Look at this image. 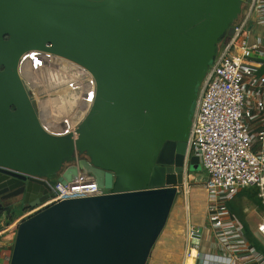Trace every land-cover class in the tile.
<instances>
[{
	"label": "water",
	"instance_id": "95a60500",
	"mask_svg": "<svg viewBox=\"0 0 264 264\" xmlns=\"http://www.w3.org/2000/svg\"><path fill=\"white\" fill-rule=\"evenodd\" d=\"M243 2L0 0V219L41 205L54 176H90L107 190L21 220L9 264H148L186 170H202L197 155L185 161L191 125ZM30 53L93 77L73 130L42 123L47 73L27 81Z\"/></svg>",
	"mask_w": 264,
	"mask_h": 264
},
{
	"label": "built area",
	"instance_id": "2783aa9c",
	"mask_svg": "<svg viewBox=\"0 0 264 264\" xmlns=\"http://www.w3.org/2000/svg\"><path fill=\"white\" fill-rule=\"evenodd\" d=\"M242 7L244 12L232 25L233 34L220 43L203 81L191 125L185 161L188 164L190 157L197 155L204 171L200 181L206 194L210 243H206L204 228L192 224L187 215L182 264L189 260L192 264H264V251L249 240L230 209L244 188H257L264 203V73H259L264 66V38L255 37L253 31L255 25L264 26V0H244ZM76 68L93 80L94 97L93 77ZM41 98L36 100L38 108ZM254 111L261 115L259 132H254L248 121ZM41 120L45 125L46 118L41 115ZM187 177L198 179L186 170ZM186 179L181 188H188ZM51 186L52 193L34 212L61 200L107 192L95 178L84 175ZM258 230L264 235V217ZM194 238L199 243H194Z\"/></svg>",
	"mask_w": 264,
	"mask_h": 264
},
{
	"label": "rangeland",
	"instance_id": "374dc122",
	"mask_svg": "<svg viewBox=\"0 0 264 264\" xmlns=\"http://www.w3.org/2000/svg\"><path fill=\"white\" fill-rule=\"evenodd\" d=\"M253 31L255 37L264 38V27L260 26L256 31ZM229 33L230 35L233 34V28L230 29ZM40 56L38 53L28 54L26 56L28 65H24L23 68V74L27 81L39 76L41 69L42 71L46 70L47 91L46 96L41 98L40 113L46 120L50 118V120H47V125L57 131L73 129L75 123L80 122L89 109L93 97L94 82L92 79L87 80V74L75 66L65 67L70 64L63 62V60L49 55L41 60ZM60 61L63 66L58 65ZM47 94H49L48 97ZM58 119L61 120V123ZM201 172L202 170L192 172V175L194 174L198 179L187 177L189 191L187 187L186 189H180L181 191L175 200L167 223L152 248L150 254L151 264L154 263V259H158L159 254L161 255L159 260L162 264H177L176 261L180 260V256L184 252L183 240L188 224L187 215L190 216L192 224L204 228L206 243H210V233L207 229L205 216L206 194L200 181ZM233 201L230 203L232 204L230 209L232 213L238 216L244 225V229L247 228L257 232L258 222L261 221L264 211L262 212L259 209L244 211V204H247V202L244 203L241 200L243 204L238 203L235 206ZM252 205L254 206V204ZM257 236L264 242V235L259 232Z\"/></svg>",
	"mask_w": 264,
	"mask_h": 264
},
{
	"label": "crops",
	"instance_id": "0c3cea01",
	"mask_svg": "<svg viewBox=\"0 0 264 264\" xmlns=\"http://www.w3.org/2000/svg\"><path fill=\"white\" fill-rule=\"evenodd\" d=\"M260 26L264 27L262 25H255L253 29L256 31ZM259 73H264V66H262L260 68ZM260 120H261V115H259L256 111H254L252 118H250L248 120L249 125L253 129L254 132L260 131V129H261ZM202 172L200 174L201 176L204 175L203 170H202ZM51 180L53 183L57 179H56V177H54ZM234 200H235V202L233 201V205H235V206H237L238 203L243 204L242 201H244V203L247 202V204L246 203L244 204V207H245L244 211H246V210L256 211V209H259L262 212L264 211V207L258 206L257 204L253 203L247 196L240 195V193L236 196V198ZM252 204H254V206ZM262 204L264 206L263 202H262ZM230 205L232 206V204H230ZM34 209L35 208L29 207V206L19 205L18 207H16L15 209H13L11 211L10 217L7 216L6 218L2 217L0 219V264H9V258L11 256V252H12L11 248L14 244L15 237H16L17 225L19 224V222L21 220H23L29 214L33 213ZM263 217H264V214L262 216L261 221L258 222V225L260 222H262ZM250 231H251L252 235L261 243V245L264 246V242L257 236V234L260 232L258 230V226H257V232H254L253 230H250ZM183 243H184V240H183ZM159 257H161L160 254L158 256V259L153 260V262H154L153 264H162L159 260ZM182 258H183V254H181L180 260L178 259L176 261V263L182 264ZM148 264H151L150 259H149Z\"/></svg>",
	"mask_w": 264,
	"mask_h": 264
},
{
	"label": "trees",
	"instance_id": "16d2710c",
	"mask_svg": "<svg viewBox=\"0 0 264 264\" xmlns=\"http://www.w3.org/2000/svg\"><path fill=\"white\" fill-rule=\"evenodd\" d=\"M56 181L57 180H55L54 182H56ZM239 193H240V195L247 196L253 203L257 204L258 206L264 207L263 204H262V201H261V197L258 196L259 190L257 188H255V187H253V188H244ZM10 216H11V213L9 212L8 213V217H10ZM243 227H244V225H243ZM245 233H246L247 237L249 238V240L253 244L257 245L260 250L264 251V246L261 245L260 242H258V240L252 235V233H251V231L249 229L246 228Z\"/></svg>",
	"mask_w": 264,
	"mask_h": 264
},
{
	"label": "bare ground",
	"instance_id": "6f19581e",
	"mask_svg": "<svg viewBox=\"0 0 264 264\" xmlns=\"http://www.w3.org/2000/svg\"><path fill=\"white\" fill-rule=\"evenodd\" d=\"M49 96V94H47V97ZM47 120H50V118L49 119H47ZM58 121H59V123H61V120H59L58 119ZM64 120L62 119V122H63ZM77 123H75V125H76ZM45 126L47 127V128H49L50 130H55L54 128H52V127H50V126H48L47 125V121L45 122ZM70 129V128H69ZM68 130V129H67ZM203 188V187H202ZM204 189V188H203ZM187 264H192V261L191 260H189V262L187 263Z\"/></svg>",
	"mask_w": 264,
	"mask_h": 264
}]
</instances>
